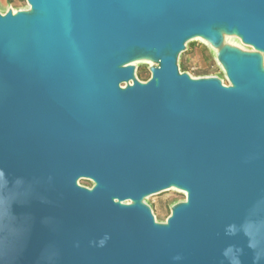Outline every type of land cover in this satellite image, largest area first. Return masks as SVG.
Returning a JSON list of instances; mask_svg holds the SVG:
<instances>
[{
	"label": "water",
	"instance_id": "water-1",
	"mask_svg": "<svg viewBox=\"0 0 264 264\" xmlns=\"http://www.w3.org/2000/svg\"><path fill=\"white\" fill-rule=\"evenodd\" d=\"M25 1L0 12V264H264V0ZM195 39L228 84L182 71Z\"/></svg>",
	"mask_w": 264,
	"mask_h": 264
},
{
	"label": "rangeland",
	"instance_id": "rangeland-1",
	"mask_svg": "<svg viewBox=\"0 0 264 264\" xmlns=\"http://www.w3.org/2000/svg\"><path fill=\"white\" fill-rule=\"evenodd\" d=\"M25 0H16L12 4H0V12L5 13L8 9H25ZM226 45L238 48L242 51L251 52L252 48L242 45L234 38H227ZM183 64L188 73L193 78L217 77L228 84L224 70L217 59V51L209 47L202 39H195L187 44V51L183 55ZM137 67V77L141 82H146L150 78L149 69L154 65L151 62L139 61L134 64ZM82 186L92 187L90 181H80ZM184 193L177 190H170L146 199V203L151 207L157 222L164 223L171 215V210L177 203L185 201Z\"/></svg>",
	"mask_w": 264,
	"mask_h": 264
},
{
	"label": "crops",
	"instance_id": "crops-1",
	"mask_svg": "<svg viewBox=\"0 0 264 264\" xmlns=\"http://www.w3.org/2000/svg\"><path fill=\"white\" fill-rule=\"evenodd\" d=\"M16 0H0V4H12Z\"/></svg>",
	"mask_w": 264,
	"mask_h": 264
},
{
	"label": "trees",
	"instance_id": "trees-1",
	"mask_svg": "<svg viewBox=\"0 0 264 264\" xmlns=\"http://www.w3.org/2000/svg\"><path fill=\"white\" fill-rule=\"evenodd\" d=\"M181 69H182V71H186V69L184 67V64H183V56H182V59H181Z\"/></svg>",
	"mask_w": 264,
	"mask_h": 264
}]
</instances>
